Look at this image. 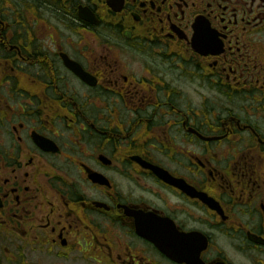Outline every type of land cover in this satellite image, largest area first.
<instances>
[{
	"label": "flooded vegetation",
	"instance_id": "flooded-vegetation-1",
	"mask_svg": "<svg viewBox=\"0 0 264 264\" xmlns=\"http://www.w3.org/2000/svg\"><path fill=\"white\" fill-rule=\"evenodd\" d=\"M0 264H264V0H0Z\"/></svg>",
	"mask_w": 264,
	"mask_h": 264
},
{
	"label": "rangeland",
	"instance_id": "rangeland-1",
	"mask_svg": "<svg viewBox=\"0 0 264 264\" xmlns=\"http://www.w3.org/2000/svg\"><path fill=\"white\" fill-rule=\"evenodd\" d=\"M186 92L187 99L192 101L198 100L197 92L195 90H187ZM201 99L205 100V105L208 108L214 107V105L217 103V99H219L221 102H226L223 97L219 96V94L212 92H204V95Z\"/></svg>",
	"mask_w": 264,
	"mask_h": 264
}]
</instances>
